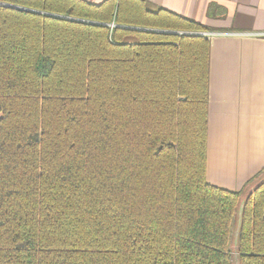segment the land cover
<instances>
[{"label":"trees","instance_id":"obj_1","mask_svg":"<svg viewBox=\"0 0 264 264\" xmlns=\"http://www.w3.org/2000/svg\"><path fill=\"white\" fill-rule=\"evenodd\" d=\"M142 0H0V264H264V170L205 180L210 39Z\"/></svg>","mask_w":264,"mask_h":264},{"label":"crops","instance_id":"obj_2","mask_svg":"<svg viewBox=\"0 0 264 264\" xmlns=\"http://www.w3.org/2000/svg\"><path fill=\"white\" fill-rule=\"evenodd\" d=\"M99 5L105 0H82ZM210 39L205 180L242 192L264 170V0H142Z\"/></svg>","mask_w":264,"mask_h":264},{"label":"built area","instance_id":"obj_3","mask_svg":"<svg viewBox=\"0 0 264 264\" xmlns=\"http://www.w3.org/2000/svg\"><path fill=\"white\" fill-rule=\"evenodd\" d=\"M176 33L179 34V35H199V36L207 37L208 39L215 35V34L209 32V31H205V32H185V31H179V32H176Z\"/></svg>","mask_w":264,"mask_h":264},{"label":"rangeland","instance_id":"obj_4","mask_svg":"<svg viewBox=\"0 0 264 264\" xmlns=\"http://www.w3.org/2000/svg\"><path fill=\"white\" fill-rule=\"evenodd\" d=\"M259 182V178L258 179H254L253 182L250 184L249 186V190H251V187L255 184H257Z\"/></svg>","mask_w":264,"mask_h":264}]
</instances>
